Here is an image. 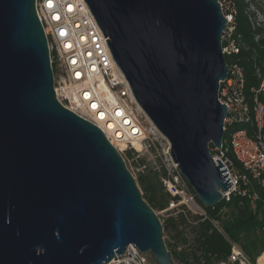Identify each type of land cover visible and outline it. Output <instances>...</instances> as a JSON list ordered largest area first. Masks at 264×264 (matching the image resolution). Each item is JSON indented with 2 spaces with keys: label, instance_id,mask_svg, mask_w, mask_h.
<instances>
[{
  "label": "water",
  "instance_id": "1",
  "mask_svg": "<svg viewBox=\"0 0 264 264\" xmlns=\"http://www.w3.org/2000/svg\"><path fill=\"white\" fill-rule=\"evenodd\" d=\"M181 176L204 208L232 185L219 0H84ZM36 0H0V264H107L131 244L176 263L162 223L99 127L54 92Z\"/></svg>",
  "mask_w": 264,
  "mask_h": 264
},
{
  "label": "built area",
  "instance_id": "2",
  "mask_svg": "<svg viewBox=\"0 0 264 264\" xmlns=\"http://www.w3.org/2000/svg\"><path fill=\"white\" fill-rule=\"evenodd\" d=\"M219 3L223 12V2ZM35 9L47 39L57 101L99 127L124 161L127 150H133L137 157L154 145L156 134L164 139L137 103L86 2L36 0ZM233 14L235 10L224 14L227 26L221 36V52L224 60L228 59L227 77L219 82L218 89V101L227 110L223 127L227 135L220 148L213 147L210 152L215 162L220 159L226 166L232 180L226 191L218 189L222 201L247 196L253 206L258 196L252 183L264 186V70L256 69L260 83L248 99L244 69L238 61L240 51L246 47H241L240 35H234ZM134 140L139 142V148ZM169 149L167 142L168 163L160 177L164 191L170 195L166 210L207 218L172 161ZM149 256V252L129 244L107 264H151ZM214 264H264V252L251 260L236 243L230 242L226 258Z\"/></svg>",
  "mask_w": 264,
  "mask_h": 264
},
{
  "label": "trees",
  "instance_id": "3",
  "mask_svg": "<svg viewBox=\"0 0 264 264\" xmlns=\"http://www.w3.org/2000/svg\"><path fill=\"white\" fill-rule=\"evenodd\" d=\"M231 2L236 5L234 35H240L241 47H246L240 51L238 61L244 69L245 94L250 99L252 89L260 83L256 69L264 70V24L250 21L243 0ZM133 153L127 151L129 156ZM164 174V169L161 173L148 170L135 178L142 198L153 210L165 208L170 200L160 181ZM252 184L258 196L253 206L247 196H236L205 208L207 218L181 213L168 217L162 228L169 237L166 246L173 260L178 264H214L226 258L230 242L236 243L251 260L264 252V186Z\"/></svg>",
  "mask_w": 264,
  "mask_h": 264
},
{
  "label": "rangeland",
  "instance_id": "4",
  "mask_svg": "<svg viewBox=\"0 0 264 264\" xmlns=\"http://www.w3.org/2000/svg\"><path fill=\"white\" fill-rule=\"evenodd\" d=\"M221 1L223 2L224 14L228 13L231 10L236 9V5L233 2H231V0H221ZM243 2L247 5V11L250 16L249 17L250 21L264 24V14H263L264 0H243ZM156 137L158 138V140L154 141V145H152L147 150H144L137 157L134 156L133 154L129 156L127 154V151L129 150L124 152L126 167L134 175L135 178L139 173L146 172L148 170H154L159 173H161L162 169L165 170V164L167 166L168 163L165 160L166 157L165 151L167 147V142L165 139L161 138L158 134H156ZM199 204L204 210L205 208L202 206V204L201 203ZM167 206L162 209H158V208L154 209V211L159 214L158 217L161 223H164L168 217L178 215V213L175 210H171V209L166 210ZM214 225H217V223L214 222ZM163 239L165 244L170 241L168 235L164 233H163ZM149 259L151 264H157L152 255L149 256Z\"/></svg>",
  "mask_w": 264,
  "mask_h": 264
},
{
  "label": "bare ground",
  "instance_id": "5",
  "mask_svg": "<svg viewBox=\"0 0 264 264\" xmlns=\"http://www.w3.org/2000/svg\"><path fill=\"white\" fill-rule=\"evenodd\" d=\"M133 142H134L135 146L139 148V146H140L139 142L137 140H134ZM121 146H124V145L121 144Z\"/></svg>",
  "mask_w": 264,
  "mask_h": 264
}]
</instances>
